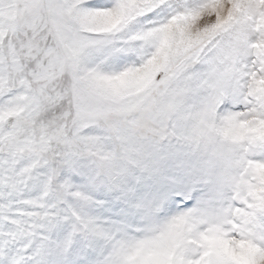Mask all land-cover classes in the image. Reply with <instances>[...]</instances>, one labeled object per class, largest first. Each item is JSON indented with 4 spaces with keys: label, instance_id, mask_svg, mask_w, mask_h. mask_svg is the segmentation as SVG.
<instances>
[{
    "label": "snow or ice",
    "instance_id": "snow-or-ice-1",
    "mask_svg": "<svg viewBox=\"0 0 264 264\" xmlns=\"http://www.w3.org/2000/svg\"><path fill=\"white\" fill-rule=\"evenodd\" d=\"M0 264H264V0H0Z\"/></svg>",
    "mask_w": 264,
    "mask_h": 264
}]
</instances>
